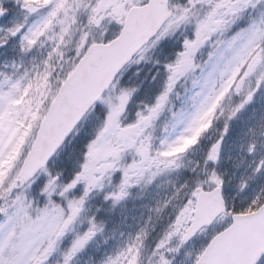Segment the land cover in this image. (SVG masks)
Returning a JSON list of instances; mask_svg holds the SVG:
<instances>
[{
    "label": "snow or ice",
    "instance_id": "6c2138e0",
    "mask_svg": "<svg viewBox=\"0 0 264 264\" xmlns=\"http://www.w3.org/2000/svg\"><path fill=\"white\" fill-rule=\"evenodd\" d=\"M181 26L191 35L164 62L161 91L124 122L134 93L121 83L125 66ZM258 28L264 31V0H0V50L15 41L20 53H29L49 41L31 68L12 61L0 70V264H74L104 227L92 213L93 194L115 204L158 173L179 170V159L201 137L177 157L164 158L161 153L179 141L168 136L156 145L150 132L161 106L190 72L200 69L193 84L201 95L217 71L229 80L243 75L249 90L238 111L251 106L264 90V34L257 38ZM221 35L225 39L217 40ZM205 47L207 58L197 64ZM107 92L119 103L101 106ZM197 99L194 93L193 109ZM97 104L102 111L92 135L77 137L71 153L61 152ZM195 116L193 111L183 119L194 123ZM229 134L226 126L195 167L181 172L152 233L138 229L129 242L101 254L98 264H144L148 257L171 264L176 240L181 254L194 245L192 264H264V185L249 194L241 178L243 202L230 204L216 168ZM240 147L242 159L251 157L252 171L264 172V153L257 155L264 139ZM105 156L112 162L98 168ZM248 233V247H235Z\"/></svg>",
    "mask_w": 264,
    "mask_h": 264
},
{
    "label": "rangeland",
    "instance_id": "374dc122",
    "mask_svg": "<svg viewBox=\"0 0 264 264\" xmlns=\"http://www.w3.org/2000/svg\"><path fill=\"white\" fill-rule=\"evenodd\" d=\"M203 2L209 3L210 0H203ZM231 2L235 3L236 0H231ZM241 23L243 22L241 21ZM234 30L235 27L233 28ZM170 34L171 37L164 38L156 48L136 59V63L139 64L128 74V80L137 76L145 79L142 69L148 71L149 81L155 78L152 83H155L158 78H161V80L165 78L163 64L165 61L173 59L175 53L179 50L181 41L186 34V28L181 26ZM261 34H264V31L258 28L256 31L257 38ZM93 35L99 37L102 32L93 29ZM173 35L175 36L172 37ZM216 39L223 41L225 37L221 35ZM48 43L49 41L46 40L41 47L31 52L20 53L15 41L11 42L8 49L0 50V70H5L3 65L11 64L12 61L31 68L33 63L39 62ZM207 53L208 48L202 49L198 54L197 64L207 58ZM6 70L11 71V68ZM200 77L201 72L197 68L190 72L184 80L178 81L174 92L161 106L159 118L155 121L150 135L156 145H159L161 140L168 136L179 141L174 148L161 153L164 158L177 157V154L181 152L180 148L183 147L182 145L186 140L193 144L196 138L200 136L202 138L201 143L193 147L186 156L179 159V170L158 173L154 182L132 188L124 200L113 204L111 201L105 202L102 193L93 194V199L90 202L91 210L93 214L97 215L98 222L103 224L104 227L97 234L96 239L89 248L75 259L74 264H98L97 258L101 254L112 250L117 245L129 242L138 229L142 228L145 232L152 233L153 226L161 221L167 193L181 182V172L185 168L195 167L197 161L204 156L209 144L224 132L226 126L230 134L225 139L223 154L216 168L224 175L225 185L228 189L226 195L229 203L231 204L233 201L237 203L243 202L241 189L239 188L241 178L249 185V194L264 185V172L255 173L252 171L249 167L251 157L242 159L245 154L240 147L241 144L247 145L249 141L264 139V90L256 96L255 102L251 106L243 111H238L243 97L249 90L248 82L244 81V84H242L241 89L243 91L241 89L237 90L235 89V83L238 79L234 75L229 80L228 76L222 71H217L209 87L201 95L200 85L193 84V81H198ZM125 82L126 80H124ZM123 85L130 86L128 84ZM229 88L232 89V92L228 91ZM236 92L240 93L239 100L233 99V93ZM194 93L198 97L195 101V109H193L192 100ZM134 96H139L140 100L146 102L150 100L148 97H144L142 89ZM132 100L134 101V97L133 99L131 98ZM108 103H119V98L115 93L108 92L106 97L101 100V104L105 105ZM139 104L144 105L146 103L143 104L140 101ZM193 111L196 112L194 123L190 119H183L185 114L191 118ZM98 115V112L89 114L82 123L81 128L78 129L76 137L84 136L88 132H90L89 136H91L98 125ZM116 139V137L110 138V142L114 143ZM203 143H206V146ZM72 151L70 150L68 153ZM261 153H264V148H258L257 155ZM111 162L110 158L102 157L97 163V167L101 168ZM105 190L108 191L110 188L106 185ZM36 193H39L38 185ZM155 235L156 233H153L148 242H151ZM65 242L67 243V241ZM171 247L176 249L170 254L171 264H192L194 245L189 244L184 247L182 254L179 251L182 245L178 240L173 241ZM144 264H154V262L148 257L145 259Z\"/></svg>",
    "mask_w": 264,
    "mask_h": 264
},
{
    "label": "trees",
    "instance_id": "16d2710c",
    "mask_svg": "<svg viewBox=\"0 0 264 264\" xmlns=\"http://www.w3.org/2000/svg\"><path fill=\"white\" fill-rule=\"evenodd\" d=\"M121 83H122V80H121ZM132 87L134 88L135 86L132 85ZM158 88H159L158 86L155 88L156 91L158 90ZM138 102H139L138 99H135V104H137ZM135 108H136V105H133L132 110L135 109ZM101 111H102V109H99L98 110V113H100ZM85 136H89L88 133H86L84 136H81L80 137V140L83 141L85 139ZM74 141H77V137H76V139L75 138H71V140L69 141V143L67 144V146L61 152H65V151L68 152L70 150H73Z\"/></svg>",
    "mask_w": 264,
    "mask_h": 264
},
{
    "label": "water",
    "instance_id": "95a60500",
    "mask_svg": "<svg viewBox=\"0 0 264 264\" xmlns=\"http://www.w3.org/2000/svg\"><path fill=\"white\" fill-rule=\"evenodd\" d=\"M72 131V130H71ZM252 238V233L246 234L240 241L235 244V247H248V242Z\"/></svg>",
    "mask_w": 264,
    "mask_h": 264
}]
</instances>
